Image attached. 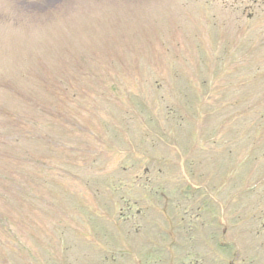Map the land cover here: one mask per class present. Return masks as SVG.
Returning <instances> with one entry per match:
<instances>
[{
    "label": "rangeland",
    "instance_id": "obj_1",
    "mask_svg": "<svg viewBox=\"0 0 264 264\" xmlns=\"http://www.w3.org/2000/svg\"><path fill=\"white\" fill-rule=\"evenodd\" d=\"M263 110L264 0H0V264H111L129 180L184 160L210 218L152 202L174 236L118 264H264Z\"/></svg>",
    "mask_w": 264,
    "mask_h": 264
}]
</instances>
